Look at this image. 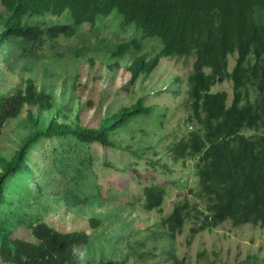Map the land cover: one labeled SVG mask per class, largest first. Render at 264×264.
<instances>
[{"label":"trees","instance_id":"16d2710c","mask_svg":"<svg viewBox=\"0 0 264 264\" xmlns=\"http://www.w3.org/2000/svg\"><path fill=\"white\" fill-rule=\"evenodd\" d=\"M0 11V49L13 40L41 47L49 39L53 47L61 36L76 35L72 25L40 27L28 24L30 19L66 13L77 26L95 25L99 16L117 11L123 24L134 25L143 38L113 47L112 57L143 53L144 40L159 44L154 56L143 53L131 61L129 87L142 75L152 74L163 58H193L184 105L190 111L187 122L196 128L168 147L172 162L151 159L153 171H147L146 177L151 174L155 181L158 168L172 173L170 164L193 162L190 166L198 181L156 229L174 239L188 223L192 238L227 222L233 227L264 228V0H0ZM230 56L236 60L232 72L228 70ZM226 81L233 84L230 104L227 92H213L216 84ZM52 101V95L32 79L10 94H0V137L26 108L29 127L13 155L0 158L1 264H82L81 257L90 256L95 238L84 231L61 232L41 221L35 225L29 200L38 202L46 186L58 181L63 192L68 193L70 185L75 188L73 196L86 193L83 205H104L102 186L91 170L95 161L90 148L98 144L122 151L111 138L147 109L138 100L105 117L98 127H82L78 118L72 125L53 116L43 128L41 114L53 109ZM141 149L138 153L130 146L124 148L133 160H142L149 151L159 154L154 147ZM108 168L114 170L113 164ZM135 174L140 192L136 201L146 211L161 212L167 184L149 181L144 171ZM144 179L149 183H143ZM92 225L100 223L93 218ZM22 227L29 228L33 241L17 236Z\"/></svg>","mask_w":264,"mask_h":264},{"label":"rangeland","instance_id":"374dc122","mask_svg":"<svg viewBox=\"0 0 264 264\" xmlns=\"http://www.w3.org/2000/svg\"><path fill=\"white\" fill-rule=\"evenodd\" d=\"M27 22L40 27L72 25L76 29L74 38L61 36L53 47L49 39H45L41 47L39 44L32 47L27 42L22 46L20 41L13 40L0 49V94H10L17 86L32 79L40 89L52 95L53 109L41 114L43 128L53 116L72 125L78 118L82 127H98L105 117L138 100L147 108L111 138L123 148L122 151L104 149L98 144L90 148L95 161L91 170L102 186L105 204L92 208L86 203L83 205L86 193L78 192V196H73L71 190L75 188L69 185L70 191L66 193L58 181H52L46 186L42 199L38 202L29 200L33 223L45 222L61 232L84 231L95 238L97 244L88 258L81 257L82 264H175V260L176 264H264V228L259 226L233 227L227 222L192 238L188 223L182 234L174 239L163 234L161 228L156 229L179 199L187 197L188 188L197 184L195 170L193 173L190 166L193 162L174 167L170 164L172 173L158 168L155 181L151 180V174L146 177L147 171H153L149 164L151 159L160 158L162 164L172 162L168 147L196 128L194 123L187 122L190 111L184 105L187 75L192 70L193 58H163L152 74L142 75L134 87H129L131 61L143 53L154 56L159 51V44L144 40L143 53L130 51L124 57H112L113 47L143 38L134 25L123 24L117 11L109 16H99L95 25L77 26L66 13ZM235 61V56L229 57V72ZM219 91L227 92L230 104L233 84L218 83L213 92ZM250 97L254 100L255 94L252 92ZM26 111L3 129L0 158L11 157L27 136ZM128 146L138 153L143 150L141 148L154 147L159 154L149 151L136 162L129 150H124ZM132 161L137 170L132 167ZM110 164L114 170L108 168ZM135 171H144L143 177L149 181L167 184L161 212L146 211L142 202L136 201L140 192ZM38 176L36 174L35 178ZM147 179L143 183H149ZM131 203L136 205L131 206ZM93 218L99 221V226L93 227ZM17 233L19 238L34 240L27 227L20 228Z\"/></svg>","mask_w":264,"mask_h":264},{"label":"clouds","instance_id":"9594fccd","mask_svg":"<svg viewBox=\"0 0 264 264\" xmlns=\"http://www.w3.org/2000/svg\"><path fill=\"white\" fill-rule=\"evenodd\" d=\"M44 191H45V189H44Z\"/></svg>","mask_w":264,"mask_h":264}]
</instances>
